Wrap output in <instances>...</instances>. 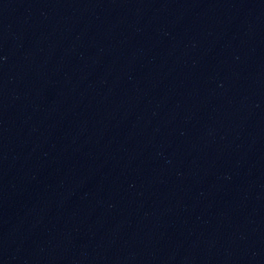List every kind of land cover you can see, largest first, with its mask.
<instances>
[{"label":"water","instance_id":"obj_1","mask_svg":"<svg viewBox=\"0 0 264 264\" xmlns=\"http://www.w3.org/2000/svg\"><path fill=\"white\" fill-rule=\"evenodd\" d=\"M115 0H0V91L46 59Z\"/></svg>","mask_w":264,"mask_h":264}]
</instances>
